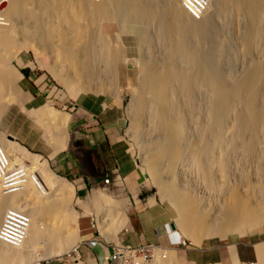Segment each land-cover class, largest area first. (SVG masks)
Segmentation results:
<instances>
[{
	"label": "bare ground",
	"instance_id": "bare-ground-1",
	"mask_svg": "<svg viewBox=\"0 0 264 264\" xmlns=\"http://www.w3.org/2000/svg\"><path fill=\"white\" fill-rule=\"evenodd\" d=\"M9 1L10 5L5 12L0 9V96L9 92L15 76L16 71L13 69L14 65H11V59H13V55L17 54L13 49L20 47L18 34L22 33L27 37L46 40L40 23L47 19L50 20L49 15H44L49 12L47 9H44L40 14L26 9V4L32 0ZM72 1L61 0V3L58 4L61 5V9H64L71 6ZM79 2L86 6L91 3V0H78L74 2V5L77 6ZM104 3L103 1L97 2L101 6ZM52 8L54 11L58 9L54 6ZM104 8L99 9L105 11ZM211 9L214 11L213 16H210ZM184 11L181 0H119L114 19L113 13L109 11L108 18L99 19L98 25L101 27L102 21L106 23L118 21L120 29H122L121 40L127 46L133 60L134 55L138 54L140 57L143 55L139 52L134 54L137 46L135 38L138 34L134 30L136 24L142 26L141 32L139 31L141 35L138 36L140 37L138 46L142 48L141 50L149 48L154 37H157L158 41L164 42L169 51L167 55L163 54V57L166 56V58L164 57L166 63H158L159 56L156 59L157 62L154 61L153 64H148L149 66H146L140 58L138 60L142 64L143 81L141 90L135 93L137 101L135 103L134 100L133 106L135 103L139 126L143 124V128H140V130L143 129L141 132L154 143L155 162L158 161L159 166L155 167L156 165L151 164L153 176L160 181L163 169L166 170L165 166L167 165L171 170L179 167L185 171L197 167L200 177L206 183L204 185L210 187L211 190L217 188L221 191L220 188L225 190L221 185V187L214 188L218 185L216 181L219 176L223 178L232 176L235 165H238L239 162L245 163L251 160L253 164L259 165V160L264 158L263 156L256 159V157L264 155L260 153L261 151L264 153V146L260 144L261 137L263 138L262 133H264V0H212L208 13L200 21L194 20ZM216 16H221V20L225 17L223 19L225 22L220 23L224 24V27L221 28L220 25L219 29L225 28L228 31L234 23L238 26L237 31L239 30L240 36L242 34L244 37L243 41L245 42L243 43L246 48L244 49L245 54H243L248 59L246 62L243 61L242 70L236 71L238 74L236 72L233 74L232 69H228L224 65V62L230 57H227V52H229L227 49L231 45H228L229 42L227 43L223 33L221 34L224 30L216 29ZM76 18L77 11L73 7V11L70 10V13L65 15V27H77L79 31L74 37L69 33H66L65 38L62 36L63 46L56 52L57 57L70 61L74 67L83 63L85 66H92V68L89 66V70L82 69L80 65L83 71L87 69L84 71L87 72V76L91 73L89 71H98L99 74L102 72L114 74V63L111 64L109 49L104 44L108 41L107 39L105 41L104 37L106 36H103V30L94 24L95 21L93 22L95 29L93 32L91 31L93 33L91 41L86 45L88 51L85 55L78 53L84 51V47H74V43L85 35L86 28H79V23L76 25L75 22ZM151 32L154 33V36L151 35ZM53 35L52 31L50 35L47 33L48 38ZM138 46L137 50L140 49ZM233 46L236 47V45ZM232 55L234 56V54ZM3 62L8 65L4 66ZM98 62H102L101 68L103 69L101 70L103 71L101 72L99 69L95 70V66L99 65L98 67H100ZM102 64H104L103 67ZM56 75L61 77L58 71ZM96 75L94 72L91 77ZM60 82L70 88L68 89L71 90L74 97L79 96L80 90H83V87H79L78 84L73 86L67 80L62 79ZM203 92L205 96L208 95V101H203L206 99L202 98ZM62 121L66 123L67 119ZM150 140L147 142L149 143ZM0 143L5 147L12 164L25 160L36 163V170L45 183L44 192L36 191L33 181L28 180L23 191L8 196L0 194V222L3 214L6 213V211L3 212L6 207H20L32 217L29 235L20 247L0 241V262L3 261L6 264L7 260H10L18 264H39L44 258L52 257L49 252L42 255L39 253L40 244H42L39 242L53 238L58 234L60 228L44 224L45 222L43 223L38 216L43 207L36 208L35 205L39 203L41 206H48L51 205V202L53 204V201H58L63 193V182L66 180L55 175L46 161L38 162L39 160H36L38 157L34 158L35 154L32 155L33 153L26 151L17 142L11 139L5 140L2 137ZM172 161L174 162L172 163ZM160 185L175 198L181 211L183 213L186 211L180 228L188 236L197 237L198 243L202 244L204 241L202 236L206 232L204 229L210 231L215 228L213 222L222 226L221 230L233 229L236 234L241 236L246 234L249 229L264 224V186H259L260 188L258 187L252 196L233 195V197L236 196L233 200L235 204L215 206L208 217L206 205L199 197H195V200H191V198L188 200L186 197L187 200H185L183 194L178 191L179 187L164 186L163 180ZM250 187L257 188L253 185ZM213 194L216 193L213 192ZM193 195L195 196V194L191 196ZM97 197L107 198L101 194ZM197 199L198 201H196ZM71 218L77 227L79 218ZM197 228L199 229L197 230ZM74 233L71 242L67 245L71 251L76 249L80 243L79 231ZM170 251V249L167 250V259Z\"/></svg>",
	"mask_w": 264,
	"mask_h": 264
},
{
	"label": "rangeland",
	"instance_id": "rangeland-1",
	"mask_svg": "<svg viewBox=\"0 0 264 264\" xmlns=\"http://www.w3.org/2000/svg\"><path fill=\"white\" fill-rule=\"evenodd\" d=\"M77 1L78 0H73L71 6L69 5L68 8H64V9H61V5L58 4L61 3V0H52V1L32 0L30 3L26 4L27 10L36 11L37 13L39 12V14L42 13L44 9L49 10V12L44 15H49L51 21L47 19L49 18L47 17L46 18L47 20L45 22L43 21V23L42 22L40 23L41 27L43 28L42 30L44 31L43 33H45L44 39L46 40H40L38 37L32 38L30 36H28L29 37L28 38L25 34L22 33L20 35L18 34L17 38L19 40L20 47L13 49L14 52L17 54L13 55L12 56L13 59H11L12 60L11 65H14L13 69L14 71H16L15 76L13 78V82L9 92L0 96V138L3 137L5 138V140L11 139L4 129V127L7 125V117L11 115V113L17 115V119H18L17 126H21L22 124V116L21 114H19L20 113L19 111L22 109L25 110L26 108L25 103L29 96L28 91L30 90L31 87L29 83L30 79L29 77L24 76L22 68L26 70L28 76L32 77V74L36 73L37 77H42V79H46L55 87L56 92L59 93L61 97L69 98L72 101L74 99H77L80 95H84V96L88 95L90 97L100 98L108 106L113 105V103L117 101L118 103L121 104L122 115L125 123L124 128L122 130V135L125 138V140L129 143L128 145L130 147V150L137 159L139 166L145 175L146 184L150 189H152L151 192L157 197L158 201L164 207L167 218L171 222H174L176 225V228L175 229L172 228V230L174 231L177 230L175 233L179 241L177 243L173 242L172 245L171 244L170 245L161 244V245L169 247L170 250L176 249L177 251H170L169 254L171 255L172 258L170 257V255H168V259L166 258L162 260L161 264L163 263L191 264V255L193 257L192 260L194 261L193 264H209L215 262L220 264H232L229 253L230 252L233 253L232 252L233 248L236 249V243L241 240L258 238L259 236H261L264 233V224L249 229L246 234L241 236L240 234H236L233 229H228V231L221 230L222 226H220L218 223L213 222L214 223L213 227L215 228L210 231L204 229V231H206L202 234V236L204 237L203 238L204 241L202 242V244L198 243L197 237H192L191 235L188 236L186 232H184L180 228V223L182 222L183 218L186 216V211L184 213L181 211V209L176 204L175 198L171 196L169 193H167L168 191L162 188L160 184H162V180H163L164 186L171 185L174 187H179L178 191H180L183 194L184 197L183 199L187 197V199L191 198V200L192 199L195 200V197L197 198L199 197V199H201V201L205 203L206 212L208 214V217H210L209 214L212 210H214L215 206L216 207L222 205L230 206L232 205V203L235 204L233 200L236 196L233 197V195L239 194L242 195L243 197L252 196L254 191H256L259 186H264V158L259 160L262 163L257 161L259 162V165L257 163L253 164L251 160L245 163L239 162L238 165H235L236 167L234 173H232V176L229 175L230 177L227 178L226 177L223 178L222 176H219L216 181L218 182V185H216L214 188H216L217 186L219 187L222 186L223 188H225V190L220 188L221 191L223 190L222 193L220 190H217V188L215 190L212 188L211 190L210 187L204 185L206 183H204L202 177H200V173L197 170V167L196 168L192 167L193 169L194 168L196 169V170L194 169V171L192 168H190L191 170L189 171H185L184 169L181 170L179 167H175V169L171 170L169 165H167L165 166V168L167 169L166 170L163 169L164 173L162 172V179L160 181L157 180L153 176V173L151 171L152 168L151 164H153L154 166L156 165L155 167H157V165L159 166L158 161L155 162L156 159L153 150L154 143L153 141L151 142L150 138L147 139V137L143 135L142 133L143 129L140 130L143 124L139 126L138 118H137L139 116H138L137 107L135 105L137 101V96H135V93L141 90L142 81H143L142 64H140V61L138 60L140 58V60L146 66H149L148 64L151 65L153 64L154 61L157 62L156 59L159 56L160 59H158V61L159 60L160 61L158 63L160 62L166 63L167 62L165 60L166 56L164 55L165 57L164 58L163 54L167 55L169 51L167 47H165L164 42L163 43L160 42L161 40L158 41L157 37L156 38L154 37V41L151 42L152 45H150L149 48L141 50L142 48L138 46V42L140 39V37L138 36L141 35L139 34V31L141 32L142 26L140 24L138 25L136 24L134 26V30H136L138 34H136L137 36L135 35L136 36L135 42L140 49L137 50L138 48L136 46L137 49L135 48L134 54H137L139 52L141 55L143 54L142 55L143 57L142 56L140 57L137 54L134 55V60H133L130 52L127 49V46H125V44L121 40L122 33L120 32H122V29H120V23L118 21H113L110 23H106L105 21H102L101 27L98 25L99 19L103 17L108 18L109 11H111L110 13H113V19H114L115 12L118 10L119 0L103 1L105 3L102 4V6L101 4H97V2H94L92 0L91 3H89V5L86 4L85 6L84 4L79 2V4L76 6L74 5V2ZM9 5H10L9 0H2L0 2L1 11L5 12L9 7ZM53 6L54 8L58 7V9H55L54 11L52 8ZM73 7H75L77 11V18L75 19L76 25L79 23L78 25L79 28L80 27L86 28L85 35L80 40H78V42L74 43V47L77 48L84 47V51H82L83 50L82 49L80 50L82 52H78V53L85 55L86 52L88 51V46L86 45L91 41L90 39L93 35L92 32L95 29V25L101 28V30H103V34H104L103 36H106L104 37L105 41L106 39L108 41L104 44L107 45V48L109 49L111 64L114 63V69H115L114 74H108L106 72L105 73L102 72L99 74L98 71L97 72L89 71V73L91 72L92 74L91 73L88 74L89 76L88 77L86 75L87 72L84 71H87L90 65L85 66L83 65L84 63L82 65L80 64L82 66V69L87 68L86 70L83 71L80 65H75L76 67H74V64L72 65L70 61L62 60L57 57L56 52L59 51L63 46L62 36H64L65 38L66 33H69L70 36L74 37L76 32L78 33L79 31L77 27L76 28L65 27V21H64L65 15L70 13V10L73 11ZM99 8L102 9L104 8L105 11ZM106 9L109 10L107 11ZM212 10L213 9H211V11ZM211 11H210V16H213L214 11L212 12ZM184 12L186 13V11ZM110 16H112V14H110ZM215 18L217 19L216 29H219L220 25L222 28L224 24H220V23L225 22V20H223L225 19V17H223L222 20H221V16H216ZM93 22L95 25L93 24ZM234 25L236 26L233 27ZM237 27H238L237 24L233 23L232 27L228 29V31L225 28L219 29V31L224 30V32L222 31L221 34L223 33L224 39L227 40L226 41L227 43L229 42L228 45H231L227 49V51H229L227 52L228 53L227 57L230 56L228 57V59L230 58L231 61L230 59L229 60L227 59L228 62L225 61L224 65L226 68L232 69V71L234 72V73L232 72L233 74L236 73L238 74V72L242 70L241 65L243 61L245 60L244 62H246V59H248L245 57L246 55H244L245 54L244 49L246 48V46L244 48L245 43H243L245 42L243 41L244 37L242 36V34L240 36V33L238 32L239 30L237 31ZM51 31L54 33V35L48 38L47 33L48 35H50ZM154 33L151 32V35H153ZM231 36L234 38H232ZM233 45H236V47H234ZM140 51L143 53H141ZM232 54H234V56ZM101 63L102 62L100 63L98 62V64H100V67H98L99 66L98 64H97L98 66L94 65L95 70L99 69L100 72L103 71L101 70L103 69L101 68ZM2 64H5L4 66L8 65L6 62H3ZM103 65L104 64H102V67ZM77 67L81 70V73L80 70H77L78 69ZM90 67L92 68V66ZM57 71L58 73H60L61 77L59 75L58 76L56 75ZM94 72L95 75L96 73H98L97 74L98 76L96 75L97 77L96 76L91 77V75H94ZM61 78L67 80V82H71L73 86H76L78 84L79 87H83V90H80L79 92V96L74 97L71 93V90H69L70 88L66 86L63 82H60L62 81ZM204 92L207 93V91ZM204 92L202 94V98H206V99H203V101L204 100L208 101V97H207L208 95L205 96ZM134 100L135 103L133 106ZM70 107H72V105H70ZM131 109L133 110V112ZM45 112L48 114H46ZM53 112H55V110L51 108L43 112H40L36 109L32 111H27L26 112L27 115H32V117L35 116L34 118L35 121L32 120L30 124L27 123L26 125L30 126V128L32 129L36 127L38 128V131H42L44 134L48 135L50 139L59 141L61 138L60 123L64 124L62 120L65 118L68 119V115L63 114L62 116H59L54 114ZM47 116H49L48 120L46 119ZM58 119L60 120L58 121ZM9 120L11 121V119ZM262 135L263 138L261 137L262 142L260 144H262L261 146H264V133H262ZM147 140L148 141L150 140L151 143L149 142L150 143L149 144ZM152 143L153 145H151ZM25 150L28 151L26 148ZM260 153L264 154L262 151ZM32 155H34V153ZM263 156L264 155H260L259 157H256V159L258 160ZM34 158H36V160L38 159L39 160V161L37 160L38 162L42 161L41 157H39L36 154ZM25 161H29L31 163V167L37 169L36 163H33L30 160H25ZM173 162L174 161H172V163ZM253 162L255 161L253 160ZM220 179L222 180L220 181ZM67 185L64 187L66 188L65 193L63 188V193L60 196L61 199L58 198V201L57 200L53 201V204L55 205H53L52 202L50 203L51 205L48 206L46 205L41 206V204L39 203H38L39 205L38 204L35 205L36 208L43 207L42 211L39 212L38 216L43 223L45 222L44 224L50 227L55 226V228L56 227L58 229L60 228L58 230V234L54 235L53 238L46 240L44 242L43 241L39 242L42 243L40 244L39 253L42 255L45 252H49V254L52 255V257L48 259L44 258L42 261L39 262V264H60L61 263L60 261L68 258L67 253L70 252L71 250L67 248V245L71 242L72 235L75 234L74 232L78 231V226L76 227V224L73 223L72 221L73 219L71 217H74V219H78V218L81 219L82 217L88 218L89 220L92 219L96 224L98 231H100L103 237H105L108 240H114L115 242H113V244L121 245L122 238L124 236L123 232L126 221L125 212L127 213V215L128 213L130 215L133 213H137L138 210H140L142 207L143 208L145 207L144 200L143 203L138 202L137 204L132 205L129 204L128 200L121 201L122 199L114 196L111 193V191L108 190L96 191L94 193H91L92 192L91 191L90 193L85 195V197H80L79 195L74 194V188L73 186H71V184H67ZM252 185L257 188L255 189L251 188L250 186ZM205 186L207 187L206 190H205ZM226 188L229 190H227ZM70 190L72 191L71 193L69 192ZM213 192L216 194L214 195ZM100 194L104 195L107 198L105 199L98 198L97 195ZM192 194H195V196L194 195L191 196ZM257 200L259 199L257 198ZM196 201H198V199ZM123 205L125 207L121 208ZM122 210H124L125 212ZM198 229L199 228H197V230ZM232 256H234V258L237 257V255L234 253ZM7 262L6 264H10V263L18 264L10 260H7ZM0 264H5V263L2 261L0 262ZM233 264H237V263L234 262ZM238 264H244V263L240 262Z\"/></svg>",
	"mask_w": 264,
	"mask_h": 264
},
{
	"label": "crops",
	"instance_id": "crops-1",
	"mask_svg": "<svg viewBox=\"0 0 264 264\" xmlns=\"http://www.w3.org/2000/svg\"><path fill=\"white\" fill-rule=\"evenodd\" d=\"M22 70L24 76L29 77L31 87L25 103L26 108L19 111L22 116L21 126H17L18 119L14 113L7 117L4 129L11 140L40 156L43 162L47 161L55 175L73 186L75 195L85 197L91 191L94 193L108 190L122 199L121 201L128 200L132 205L143 203L144 200L145 207L137 213L127 215L122 210L126 214L123 244L139 246L145 243L163 245L177 243L179 241L175 233L177 230H172V222L167 218L164 207L151 192L152 189L146 184L145 175L130 150L129 143L122 135L125 123L121 104L115 101L113 105L108 106L102 99L88 95H80L72 101L61 97L46 79L37 77L36 73H33L32 77L28 76L26 70L24 68ZM50 108L55 110L53 113L56 115H68L66 123H60L59 141L50 139L36 127L32 129L26 125L32 120L35 121V116L27 115V111L36 109L43 112ZM46 119L48 120L49 116ZM117 174L119 177H116ZM106 178L110 179L108 184L104 182ZM66 182H63L64 187L67 185ZM65 190L66 188L64 193ZM124 207L123 205L121 208ZM4 215L5 213L3 218ZM78 231L79 258L77 260L66 258L60 261V264H101L100 256L112 253V244L115 241L103 237L92 219L79 218ZM93 240L98 242L94 245L91 243ZM234 249L232 252L238 258H234L233 253L229 251L232 264L234 262L264 264V233L258 238L237 242ZM192 258L191 255V264L194 262ZM103 264L110 262L106 261Z\"/></svg>",
	"mask_w": 264,
	"mask_h": 264
},
{
	"label": "built area",
	"instance_id": "built-area-1",
	"mask_svg": "<svg viewBox=\"0 0 264 264\" xmlns=\"http://www.w3.org/2000/svg\"><path fill=\"white\" fill-rule=\"evenodd\" d=\"M101 2L104 0H92ZM212 0H181V6L194 20L204 19ZM115 173L117 172L114 171ZM119 177V174L116 175ZM28 180H32L36 191L44 192L45 183L38 171L28 163H11L5 147L0 143V194L13 195L23 191ZM110 179L106 178L105 183ZM32 224L31 215L20 207H8L0 226V241L20 247L26 241ZM93 240L91 243L96 244ZM185 243V241H184ZM112 253L100 256V263L110 264H160L167 258L169 247L158 243H145L139 246L114 244ZM68 258H79V247L67 253Z\"/></svg>",
	"mask_w": 264,
	"mask_h": 264
},
{
	"label": "water",
	"instance_id": "water-1",
	"mask_svg": "<svg viewBox=\"0 0 264 264\" xmlns=\"http://www.w3.org/2000/svg\"><path fill=\"white\" fill-rule=\"evenodd\" d=\"M171 227H172L173 229H175V228H176V225H175V223H174V222H172V223H171ZM248 264H251V263H248Z\"/></svg>",
	"mask_w": 264,
	"mask_h": 264
},
{
	"label": "clouds",
	"instance_id": "clouds-1",
	"mask_svg": "<svg viewBox=\"0 0 264 264\" xmlns=\"http://www.w3.org/2000/svg\"><path fill=\"white\" fill-rule=\"evenodd\" d=\"M20 163H27V164L29 163V164L31 165V163H30L29 161H24V162H20ZM106 184H108V183H106ZM122 244H123V243H122ZM113 245H114V244H113ZM113 245H112V246H113Z\"/></svg>",
	"mask_w": 264,
	"mask_h": 264
}]
</instances>
